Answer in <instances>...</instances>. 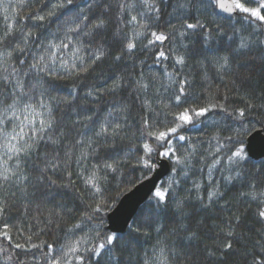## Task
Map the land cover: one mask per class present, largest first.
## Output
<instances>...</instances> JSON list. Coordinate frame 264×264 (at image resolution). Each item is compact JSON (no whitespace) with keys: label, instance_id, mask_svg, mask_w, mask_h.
<instances>
[{"label":"trees","instance_id":"obj_1","mask_svg":"<svg viewBox=\"0 0 264 264\" xmlns=\"http://www.w3.org/2000/svg\"><path fill=\"white\" fill-rule=\"evenodd\" d=\"M233 1L264 15L262 0ZM235 10L223 14L215 0H0V37L9 24L15 37L0 41L12 52L0 65V110L18 101L0 128L22 126L23 144L52 121L19 160L0 148V166L15 172L0 178L9 237L0 234V264H50L73 245L68 264H264V158L245 150L251 133H264V20ZM42 53L55 54L49 71L30 68ZM189 106L209 110L181 124ZM167 140L171 158L159 155ZM163 158L168 174L125 231L111 233L107 214ZM93 173L95 187L85 183ZM109 235L98 256L86 251Z\"/></svg>","mask_w":264,"mask_h":264},{"label":"snow or ice","instance_id":"obj_2","mask_svg":"<svg viewBox=\"0 0 264 264\" xmlns=\"http://www.w3.org/2000/svg\"><path fill=\"white\" fill-rule=\"evenodd\" d=\"M218 6L221 9H224L225 11L228 12H232L233 8L229 7V8H225L224 3H218ZM260 9L264 10V0H262L261 4L259 5ZM235 9L241 10L243 12L246 13H250L251 16L257 17L261 20H264V15L260 14V11L257 10V8H248L245 7L242 3H235ZM51 15V14H50ZM7 19V18H6ZM36 19L39 20H43L44 17H36ZM133 20L136 19V17L132 18ZM96 27H100V25H96ZM188 28H195L197 27V25L194 24H188L187 25ZM72 31H75L74 29ZM33 34L31 32L27 33L24 35V42L27 43V40L29 37H31ZM154 36H156L155 33H153ZM14 37V28L13 25L9 24L7 25V30L4 32V35L2 37H0V41H6L8 37ZM156 39L158 40H164L165 37L163 35H159L156 36ZM50 46L52 48H57V47H67L68 45H55V44H50ZM19 47V46H18ZM127 48L129 50L134 48V44L132 42H129L127 44ZM13 51H15V49H13ZM21 51H23L21 49ZM76 51H79V49H76ZM12 55V52L9 51L7 53L0 51V65H2L7 58H10ZM161 56L164 55L163 52L160 53ZM99 55H97L95 57V59H99ZM46 60H51L54 61L55 60V54L51 53V54H41L38 58H36V62L33 63L30 68L32 69H36L37 71L40 72H45V71H49V66L47 63H45ZM178 63H183V59L179 58ZM42 65V66H41ZM66 66V62L65 61H61V67H65ZM85 71L87 69H84ZM15 71V69L13 70ZM4 80L7 82L8 78L4 77ZM186 83V82H185ZM17 88H20L21 86L18 84L16 86ZM181 94L184 93V89L181 88L180 89ZM20 97H23L25 94L21 91L20 92ZM177 102H180L181 100V96L177 95L175 97ZM17 100H13L12 104H8L6 107H4L2 110H0V124H3L5 120L8 119V114H9V110H12V115H15L16 112V104H17ZM41 103H43L41 101ZM210 107H215V105H211ZM28 110H32V105L31 103H26L24 105V111H28ZM209 108L208 107H202L199 108L198 110H193L190 106L186 107L183 109L182 112H180L179 114L176 115L175 119H178L181 124H189L192 122L193 120V115L191 113L194 112V115L197 117H201L204 116L206 112H208ZM240 115L243 116L244 115V111L240 110ZM52 121L51 120H47V121H42L41 123V127L39 129H34L33 131V137L30 139V141H26L23 144H20V141L24 140V132H23V127L21 126L20 132L17 133L15 131V128L12 130V133H9L7 130L0 128V141H2V143H0V148H3L5 150V155L8 156V159H12L13 156L17 157V159L19 160V155L21 153L27 154V152L34 146V144L37 142V139L42 138L41 136H39V133H42L45 127H50L51 126ZM180 127V125L178 124L177 127H170L167 129V131H161L158 133V135H155L153 133H149L150 136L155 135V139L157 141H165L166 137L168 136L169 133H176L177 128ZM180 140H185L186 137L184 136H180L179 137ZM169 145L168 148H166L164 151L160 152L159 155L162 157H169L171 158V153H172V148H171V141L167 140L166 141ZM144 151L147 154H151L153 153L155 150L149 145V144H144L143 145ZM233 157H241V151L237 150L236 152L232 153V156L229 157V161L231 162L233 160ZM179 159L176 160V163H179ZM219 161H216V163H218ZM8 164V160H4L3 161V165L0 166L2 167V172H0V178H2L4 181H8L9 179H11V176L15 175V172H13L12 169H10L9 167H7ZM145 166H149L148 165V161L145 160ZM95 177V173L92 174L91 177H89L88 180L85 181L86 184L92 185L93 187H95V184L93 183ZM98 191V189H97ZM155 195L157 197L160 198V200L164 199V194L162 192H160L159 190L155 193ZM213 194L209 193V196L211 197ZM98 210V209H97ZM259 216L264 218V211H260L259 212ZM90 219V218H89ZM74 228H79L80 225H74ZM8 225L5 224L4 225V229L7 230ZM3 236H5V238H9L8 237V232L4 231L3 233H0ZM97 237H99V233H97ZM30 239V237H29ZM116 239V237L114 235H109L105 238L103 243H100L98 246L91 248V249H87L86 251L90 252V253H94L97 256L101 253V250L105 247V245H111L114 240ZM16 248H22L24 247L21 244H16L15 245ZM226 247H230V245H226ZM48 249L49 252H52L53 249V245L49 244L48 245ZM77 251V247L75 245L69 247L67 249L66 252L63 253V256H58L55 259L50 261V264H68V260H65L64 257H68V259H71L70 254H75ZM76 260L80 261L81 264H83L84 262V257L83 256H76L75 257Z\"/></svg>","mask_w":264,"mask_h":264},{"label":"water","instance_id":"obj_3","mask_svg":"<svg viewBox=\"0 0 264 264\" xmlns=\"http://www.w3.org/2000/svg\"><path fill=\"white\" fill-rule=\"evenodd\" d=\"M218 3H224L225 8L231 7L233 11L228 12L221 9ZM215 5L217 11L223 14L233 15L236 12L231 0H215ZM245 150L248 156L253 159L264 158V133L259 130L251 133L246 139ZM168 172L169 163L163 158L158 162L157 169L150 177L136 184L118 200L115 207L107 214V229L111 233H123L137 208L154 193L159 182Z\"/></svg>","mask_w":264,"mask_h":264},{"label":"rangeland","instance_id":"obj_4","mask_svg":"<svg viewBox=\"0 0 264 264\" xmlns=\"http://www.w3.org/2000/svg\"><path fill=\"white\" fill-rule=\"evenodd\" d=\"M232 2H233V4H234V7H235V2L233 1V0H231Z\"/></svg>","mask_w":264,"mask_h":264}]
</instances>
